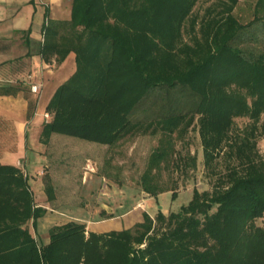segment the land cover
<instances>
[{"label":"trees","instance_id":"16d2710c","mask_svg":"<svg viewBox=\"0 0 264 264\" xmlns=\"http://www.w3.org/2000/svg\"><path fill=\"white\" fill-rule=\"evenodd\" d=\"M237 2L72 0L69 19L43 25L41 56L73 52L76 70L52 93L40 141L57 133L111 148L151 127L160 142L141 183L152 196L168 190L152 179L170 161L181 167L173 141L195 121L204 164L225 144L234 162L178 210L143 211L132 227L102 232L57 223L43 244L28 225L45 208L27 173L0 162V264H264V12L243 22ZM238 117L249 121L233 133ZM45 192L54 199L51 182Z\"/></svg>","mask_w":264,"mask_h":264},{"label":"rangeland","instance_id":"374dc122","mask_svg":"<svg viewBox=\"0 0 264 264\" xmlns=\"http://www.w3.org/2000/svg\"><path fill=\"white\" fill-rule=\"evenodd\" d=\"M257 0H238L235 15L243 22H248L255 14L264 12ZM207 1H200L195 8L203 11ZM258 12V13H256ZM67 65V64H66ZM67 72H74L67 65ZM146 112L141 111L140 115ZM264 114L261 119L263 120ZM233 133L241 130L249 119L235 118ZM143 123L146 124V121ZM143 128V127H142ZM234 135V134H233ZM76 139V140H75ZM72 140L69 136L57 135L50 138L46 152L48 161L44 164L41 183L51 182L54 186L53 200L47 198L45 189L38 202L50 205L52 209L69 213L81 219H106L105 226L111 228L132 227L142 219L143 211L152 217L161 209L165 214L178 210L192 196V189L211 190L219 175L226 172L234 161L223 151L216 155L211 165L204 164L201 138L197 121L181 136L174 139V161L181 167L168 162L162 165L153 182H158L168 190L152 196L144 191L141 175L147 168L149 155L160 142V133L151 132V127L139 129L132 138L120 143L119 150L97 143L92 145L85 141ZM256 147L264 159V135L257 140ZM31 176V175H30ZM29 176V177H30ZM32 183V179L28 180ZM33 184V183H32ZM35 190V184H33ZM174 194V195H173ZM264 222V216L258 220ZM40 241V240H39Z\"/></svg>","mask_w":264,"mask_h":264},{"label":"crops","instance_id":"0c3cea01","mask_svg":"<svg viewBox=\"0 0 264 264\" xmlns=\"http://www.w3.org/2000/svg\"><path fill=\"white\" fill-rule=\"evenodd\" d=\"M71 5L72 0H0V88L11 85L15 89L14 93H0V162L19 166L35 184L37 190L29 182L35 203L45 210L35 227L31 221L28 225L40 244L49 241V229L53 225L71 220L84 222L87 230L96 232L127 228H111L104 224L110 220H92L86 215L75 218L61 209L41 205L35 197L45 189L40 174L49 159L48 144L40 141L42 125L46 121L45 107L54 90L73 73L67 72L65 67L75 69L73 52L67 53L61 62L53 56L49 60L41 56L43 25L50 20L69 19ZM32 83L39 85L36 92L30 88ZM30 101L36 102L33 109L29 107ZM57 135L62 134L54 133L51 137ZM79 141L97 145L84 139ZM118 146H113L112 151L119 150Z\"/></svg>","mask_w":264,"mask_h":264},{"label":"built area","instance_id":"2783aa9c","mask_svg":"<svg viewBox=\"0 0 264 264\" xmlns=\"http://www.w3.org/2000/svg\"><path fill=\"white\" fill-rule=\"evenodd\" d=\"M30 85H31L30 88H31L32 91L36 92L38 90V87H39L38 84L32 83ZM44 116H45L46 120H48L50 118V114L48 112H45Z\"/></svg>","mask_w":264,"mask_h":264}]
</instances>
